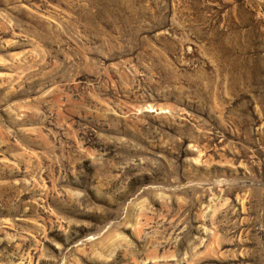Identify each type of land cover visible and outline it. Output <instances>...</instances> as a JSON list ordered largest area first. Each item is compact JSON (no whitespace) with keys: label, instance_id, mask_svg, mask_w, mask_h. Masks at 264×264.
<instances>
[{"label":"rangeland","instance_id":"obj_1","mask_svg":"<svg viewBox=\"0 0 264 264\" xmlns=\"http://www.w3.org/2000/svg\"><path fill=\"white\" fill-rule=\"evenodd\" d=\"M0 264H264V0H0Z\"/></svg>","mask_w":264,"mask_h":264}]
</instances>
